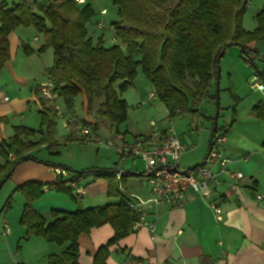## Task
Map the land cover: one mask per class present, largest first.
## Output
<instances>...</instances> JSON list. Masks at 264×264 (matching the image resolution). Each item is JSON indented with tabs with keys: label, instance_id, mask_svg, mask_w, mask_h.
Listing matches in <instances>:
<instances>
[{
	"label": "trees",
	"instance_id": "1",
	"mask_svg": "<svg viewBox=\"0 0 264 264\" xmlns=\"http://www.w3.org/2000/svg\"><path fill=\"white\" fill-rule=\"evenodd\" d=\"M113 3L118 20L112 23L111 39L117 44L111 45L105 33H96L100 30L99 21H95L97 14L87 1L78 4L76 0H17L10 4L0 0V73L11 59L10 35L21 27L33 28L44 36L45 44L36 52L26 46L25 54L42 55L53 49L54 64L47 76L71 114H75V99L85 96L90 121L73 123L90 128L95 137L104 124L111 134H119V128L127 122L130 107L120 96L134 85L139 70L152 86L156 99L166 107L170 119L198 115L203 102L216 101L220 64L229 47H240L244 62L264 86L261 61L248 48L252 42L264 41V5L255 15L257 27L247 31L243 21L250 0H113ZM230 94L234 122L241 100L233 88ZM54 108L41 113L39 130L16 127L14 135L0 143V190L20 165L39 162L30 154L32 151L46 147L50 154H59L60 144L53 138L54 122L48 114ZM252 112L264 122V101L256 104ZM231 127L232 124L222 127L213 124L209 154L215 136H227ZM92 140L80 138L82 142ZM69 171L79 184L88 178L108 180V196L118 198L119 203L81 207L72 212L53 210L52 221L47 222L34 208V203L44 195L45 185L28 181L15 189L25 198L20 217L26 230L25 239L38 238L63 248L59 255H50L47 264H80L79 237L109 224L114 237L98 250L93 263L107 264L109 248L134 231L139 216L129 207L131 199L120 190L116 170ZM130 176L131 173L124 172L121 183ZM69 181L54 183L51 188L74 199L75 189L67 186Z\"/></svg>",
	"mask_w": 264,
	"mask_h": 264
},
{
	"label": "crops",
	"instance_id": "2",
	"mask_svg": "<svg viewBox=\"0 0 264 264\" xmlns=\"http://www.w3.org/2000/svg\"><path fill=\"white\" fill-rule=\"evenodd\" d=\"M245 18L246 16L244 22ZM21 28L10 35L11 59L0 73V143L9 140L14 135L16 127L24 126L39 130L35 129L38 124L37 119L31 123V116L34 113L32 110L35 109L41 114L54 106V102L43 100L38 94V85L46 79L48 69L51 67L48 65L42 67V55L35 53L27 56L24 52L26 46L36 52L45 44V38L36 32L37 36L31 41L32 44H29L26 40L31 34L27 30H20ZM254 29L246 30L253 31ZM248 48L255 52L261 61L259 68L264 71V41L252 42ZM225 55L221 63L224 62ZM223 75L221 69L220 81ZM254 75V70L244 62L242 54L238 56L237 65L227 62L225 91L230 96V107H228L230 118L228 117L229 123H225L224 126L232 124V127L226 136L227 140L221 153L233 161L231 170L242 172L244 178L234 180L219 175L222 184L215 189L210 198H203L194 192H188L182 206L156 205L147 209L146 217L148 222L153 224V228L144 224L112 245L109 248L110 256L107 264H136L137 262L142 264H264V200L259 198L260 196L264 197V122L257 119L252 112L256 104L264 101V91L251 92V88L248 86L249 78ZM230 88H233L241 100L236 109L234 122L230 109L232 106ZM151 90L153 91L152 86ZM215 90L217 93V87ZM86 107L87 102L85 110ZM150 111L151 109H146L145 113L148 114ZM199 111L198 115H191L192 118L196 117V120L192 119V122L187 125V127L189 126L188 130L182 127L181 131L176 132L172 129L186 147L184 153H188L187 156L193 158L192 168L182 167L181 157L183 154L176 165L181 169L190 170L207 164L214 172L218 173L219 165L207 162L212 130L209 139H207L200 133V127L198 130L192 128V123L208 119L202 114L201 109ZM39 120L41 121V117ZM85 120L90 121L88 115ZM158 129L167 132L171 128L161 129L158 127ZM150 132L149 124V130L134 136L133 140L135 141L139 136L148 135ZM109 134L111 133L109 132ZM72 135L77 134L74 132ZM114 137L120 143H130L125 133L119 132ZM39 138L40 136L36 140ZM45 148L42 147L30 154L34 155L41 150L46 151ZM49 155L58 156L60 151L58 155L50 153ZM117 155L119 154L117 153ZM37 160L39 162L29 161L20 165L11 179L15 181V189L28 181H38L45 185L44 195L34 203V208L47 222L52 221L51 211L53 210L72 212L81 207L93 208L119 203L118 198L108 196L109 182L106 179L88 178L80 182L83 191L77 193L76 190H73L74 199L65 193L53 190L52 184L62 183L68 179L57 174L56 169L59 168L67 172L75 169L69 163ZM129 160L131 166L126 168ZM137 161L135 158L123 161L120 157L116 166L110 169L117 170L123 167L125 173H131V176L123 182V187L134 197L149 200L152 198L150 187L145 177L138 176L140 170L136 166ZM185 161L187 160L185 159ZM135 178L140 179V182L135 181ZM212 200H218L224 215L222 222L216 220V216L210 208ZM23 229L22 231L25 232H22L21 238H25L26 234L25 228ZM114 234L112 226L107 224L93 229L88 235H81L78 240L79 263L93 264L98 250L106 245L114 237ZM49 245H51V251H47L42 259L45 262H48L50 255H59L63 251V248L53 244ZM33 262L41 264L43 261L37 259Z\"/></svg>",
	"mask_w": 264,
	"mask_h": 264
},
{
	"label": "rangeland",
	"instance_id": "3",
	"mask_svg": "<svg viewBox=\"0 0 264 264\" xmlns=\"http://www.w3.org/2000/svg\"><path fill=\"white\" fill-rule=\"evenodd\" d=\"M7 1L12 4V2H16L17 0ZM85 1H87L96 12L97 16L95 21H103L106 26V29L96 30V33H105L106 39L110 40L113 29L112 23L118 20L117 7L114 5L113 0ZM263 5L264 0H250L248 11L245 15V22L243 21V27L245 29H254L256 27L257 22L255 15L262 9ZM102 10L107 11L105 16H101L100 13ZM20 30H27V32L31 34L26 41L27 43L32 44L31 41L37 36L36 31L33 28H21ZM92 31H94V29ZM227 51L228 54L225 55L224 62L220 64V70L222 69L224 75L222 76L219 86V127L224 126L225 123H229L228 119L230 118V115L228 114L230 96L225 91L227 83L225 69L227 62L237 65L238 56L239 54H242L240 48L235 46L229 47ZM41 60L42 67H44V65L52 67L54 64L53 49H47L46 52L42 54ZM251 79L252 77L250 76L249 81ZM40 84L41 83H39V85ZM248 86L250 87V85ZM151 92L152 90L149 81L145 78L141 70H139L134 85L122 93V95L120 94V97L127 102L130 108L128 120L119 128V131L126 134L127 140L130 143L134 141V136L149 130L150 121H155L161 129L168 127L179 132L182 127L187 128L188 130L189 126L187 127V125L192 122V119L196 120V117L192 118L191 115H185L184 117L178 116L170 119L166 107L158 99L153 102H147L144 106H140V100H147L148 95ZM251 92H258V90L251 89ZM141 97L143 98L141 99ZM85 103L86 98L84 95H80L75 99L74 115L67 110L63 99L59 98L56 103H52L54 106L57 105V108H54V110L48 112V114L50 115V119L54 122L53 138L60 144V155L53 157L49 155L47 151L41 150L34 154L37 159L45 162L50 161L51 163H69L76 171L95 167L110 169L116 166L120 157L113 149L99 148L95 142V138L92 141L82 142L80 141L79 134L72 135V133L75 132L72 126H70L69 129L65 127V124L68 121L73 123L78 120V123H81L86 119ZM146 109H151V111L147 114L145 113ZM200 109L202 114L208 119L196 122L199 123V130L202 136L209 139L214 123L212 120L215 119L218 111L217 102L214 100L206 101L201 105ZM32 112L34 113H32L31 116V123L37 119L38 124L35 126V129H40L41 121L39 119L41 114L36 112L35 109H33ZM29 126L34 127L31 124H29ZM107 127V124H104L102 127L103 129L98 133L96 138H99L102 142L112 140L115 144H118L120 141L114 137L115 134H109V131L106 129ZM187 155L188 153L185 152L181 157L182 167L192 168L191 163H193V158ZM185 159L187 161H185ZM137 160L136 166H138V169L140 170L139 174L143 175L145 172V164L142 160ZM130 166L131 161L129 160L126 168H130ZM134 180L140 182V179L138 178H135ZM14 184L15 181L10 179L0 190V264H34L35 262L33 261H36L37 259L43 261L41 264H47V262L42 259L47 251H51V245L38 238H33L31 240L21 238L23 236L22 232H25L22 231L24 230V227L20 224V217L23 211L25 198L23 193L15 192ZM10 198V204H8ZM5 225H8L11 231L7 236L4 235Z\"/></svg>",
	"mask_w": 264,
	"mask_h": 264
},
{
	"label": "built area",
	"instance_id": "4",
	"mask_svg": "<svg viewBox=\"0 0 264 264\" xmlns=\"http://www.w3.org/2000/svg\"><path fill=\"white\" fill-rule=\"evenodd\" d=\"M78 4H84L85 0H76ZM107 14L106 10L101 11V15ZM97 29H106L103 21H99ZM111 45L117 44L115 39L109 41ZM250 88L253 90L264 91V86L260 82L259 78L254 75L249 81ZM56 86L52 80L47 76L46 79L39 85L38 91L42 99L49 102H56L59 97L55 92ZM156 99L155 92H151L147 100H142L140 106H144L147 102H151ZM68 121L65 124L66 128L72 126L79 134L80 138L88 139L95 138L99 148L113 149L118 153L125 161L128 158L140 159L145 164V179L150 187L152 198L149 200H142L131 195L121 183L124 176V169L116 170V179L119 183L120 190L127 194L131 199L129 207L134 210L139 220L135 223L133 229L138 230L144 224L150 225L153 228V224L149 223L146 217V210L156 205H168L171 207H178L184 204L186 195L188 192H194L203 198H210L215 192V189L222 184V180L219 175L227 176L230 179L241 180L244 178L242 172H235L231 170L232 160L225 157L221 153V149L226 143L227 137L218 134L212 140V150L208 155L207 162L211 164L219 165V172H214L211 166L207 164L199 165L190 170H184L179 168L176 164L179 161L181 155L186 150V147L180 142L172 129L167 132L158 129V125L155 121H150L151 132L148 135L139 136L134 142L129 144L118 143L115 144L112 140L102 142L99 138L93 136L92 131L88 127H82L79 124ZM199 124L192 123V128L198 130ZM14 156L11 155V159ZM56 173L68 178V187L74 188L77 193H82L83 188L78 182H75L74 175L70 174L66 170L56 169ZM260 200H264L263 196L259 197ZM210 208L213 210L216 220L222 222L224 215L218 200H212L210 202ZM8 225L4 226V235L7 236L10 233ZM136 264H142L137 262Z\"/></svg>",
	"mask_w": 264,
	"mask_h": 264
},
{
	"label": "water",
	"instance_id": "5",
	"mask_svg": "<svg viewBox=\"0 0 264 264\" xmlns=\"http://www.w3.org/2000/svg\"><path fill=\"white\" fill-rule=\"evenodd\" d=\"M220 73H221V70H219V73H218V81H217V99H216V102H217V106H218V111H217L216 117L214 119V125L215 126H218V118H219V86H220Z\"/></svg>",
	"mask_w": 264,
	"mask_h": 264
}]
</instances>
